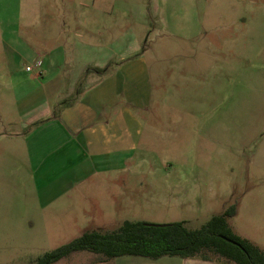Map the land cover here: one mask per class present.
I'll list each match as a JSON object with an SVG mask.
<instances>
[{
	"label": "rangeland",
	"instance_id": "374dc122",
	"mask_svg": "<svg viewBox=\"0 0 264 264\" xmlns=\"http://www.w3.org/2000/svg\"><path fill=\"white\" fill-rule=\"evenodd\" d=\"M51 1L0 0V30L19 33L8 53L0 42V264H34L125 221L197 230L232 205L228 227L264 253V0H94L106 42L140 50L116 54L146 67V100L135 112L144 131L127 168L45 203L21 144L15 79L32 66L20 52L37 29L18 17L76 14V0L67 10ZM54 264L211 263L77 252Z\"/></svg>",
	"mask_w": 264,
	"mask_h": 264
},
{
	"label": "crops",
	"instance_id": "0c3cea01",
	"mask_svg": "<svg viewBox=\"0 0 264 264\" xmlns=\"http://www.w3.org/2000/svg\"><path fill=\"white\" fill-rule=\"evenodd\" d=\"M68 3L53 0L50 5L62 4L60 8L67 10ZM71 4L76 14L70 18L54 14L38 23L41 14L18 17L19 24L27 21V28L37 26L29 33L28 43H22L20 55L34 67L39 63V68L25 71L24 79H15L21 86L15 91L26 131L21 144L45 203L66 198L90 178L127 168L124 165L132 162L144 131L135 112L146 100L148 77L140 74L146 67L140 59L116 54L122 49L136 54L137 44L123 47L125 39L106 42L99 2ZM1 30V48L7 52L19 33Z\"/></svg>",
	"mask_w": 264,
	"mask_h": 264
},
{
	"label": "trees",
	"instance_id": "16d2710c",
	"mask_svg": "<svg viewBox=\"0 0 264 264\" xmlns=\"http://www.w3.org/2000/svg\"><path fill=\"white\" fill-rule=\"evenodd\" d=\"M234 215L235 206H229L197 230H188L183 223L147 225L125 221L112 231L85 232L45 253L34 264H54L77 252L105 259L136 256L158 260L168 256L224 264H264V253L228 227L227 219Z\"/></svg>",
	"mask_w": 264,
	"mask_h": 264
},
{
	"label": "built area",
	"instance_id": "2783aa9c",
	"mask_svg": "<svg viewBox=\"0 0 264 264\" xmlns=\"http://www.w3.org/2000/svg\"><path fill=\"white\" fill-rule=\"evenodd\" d=\"M34 68H39V63H36L35 67H34V65H33V66H31L30 68H27L26 71H27V72H31Z\"/></svg>",
	"mask_w": 264,
	"mask_h": 264
}]
</instances>
